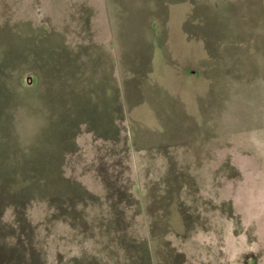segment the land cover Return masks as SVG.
Returning a JSON list of instances; mask_svg holds the SVG:
<instances>
[{"label":"rangeland","instance_id":"374dc122","mask_svg":"<svg viewBox=\"0 0 264 264\" xmlns=\"http://www.w3.org/2000/svg\"><path fill=\"white\" fill-rule=\"evenodd\" d=\"M120 86L119 159L64 170ZM0 264H264V0H0Z\"/></svg>","mask_w":264,"mask_h":264},{"label":"crops","instance_id":"0c3cea01","mask_svg":"<svg viewBox=\"0 0 264 264\" xmlns=\"http://www.w3.org/2000/svg\"><path fill=\"white\" fill-rule=\"evenodd\" d=\"M116 85L119 86L118 83ZM92 91L93 90H91L90 93ZM90 93L88 94V90H83V92L79 95V100L76 101V98H74V92L72 91V93H70L68 102L69 105L67 104L69 110L71 111V114L69 115V125L61 131L62 137H60L61 146L64 148L67 147V150H65L62 156L63 161L61 162L64 170L71 156L72 159L75 157L76 159H84L82 158L83 155H81V151L82 149H85V147L81 145L77 133L81 127L84 129L87 136L91 137L92 140L95 141V150L98 157L97 160H101L103 158V154H106L109 150L110 152L113 151L115 153L116 156L114 155V158L116 160L119 159L118 153H116L117 151L115 150V152L114 149L111 148L115 143H119L121 140L120 134L122 132V128L119 120L120 115L122 117L126 115L128 107L125 104V98H128V96L125 95L124 88L121 86L120 89L117 88L116 91H113V93L109 89L103 88L99 91V93H102L100 95L90 96ZM128 133L130 134L129 129ZM66 135H68L67 144V140L65 138ZM128 150H130L129 147ZM62 168L61 173H64L65 171H63ZM93 170L94 176L98 175V178L101 179L99 180L101 185L97 188V190L101 193L100 196H109L108 187L111 184L108 185V177L106 175L109 174V170L107 171V169L102 168V166L94 168ZM105 171L107 173H105ZM114 174L115 171L110 174V176L112 177ZM105 175L107 178L104 179L103 176L105 177ZM62 176L64 177L63 180L67 185H69L70 182L76 186L79 185L83 187L84 185L81 181H74L73 178H69L65 174ZM72 198L74 199L75 197Z\"/></svg>","mask_w":264,"mask_h":264}]
</instances>
